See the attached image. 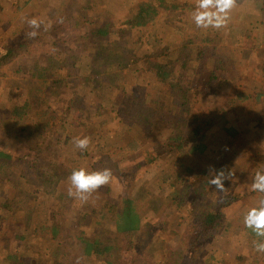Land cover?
Instances as JSON below:
<instances>
[{
    "label": "trees",
    "instance_id": "trees-1",
    "mask_svg": "<svg viewBox=\"0 0 264 264\" xmlns=\"http://www.w3.org/2000/svg\"><path fill=\"white\" fill-rule=\"evenodd\" d=\"M33 1L36 0H16L17 13L24 12L28 18H33V14L26 12V8L32 5ZM83 1L84 5L81 3L78 6ZM238 1L240 0H236ZM91 2L92 0H60L59 7L52 11V14L48 13L50 18L46 20L47 16L46 21H42V26L34 39L26 37V33L31 31L28 24L27 32L18 40L7 37L4 45L0 47V76L6 75L4 71L9 62L19 57L28 56L32 58V63L27 65L31 73L25 97L19 103H2L1 110L4 109L14 119L30 117L31 122L42 121V130H52V124L60 116L51 104V99L55 98L66 104V110L62 115V119L65 118L63 121L66 120L67 110L78 96L83 95V92L77 88L71 98L62 95L67 92L71 82L77 79L80 68L78 65L88 66L87 62L74 63L82 49L77 43L71 41L83 42L86 47L88 46L87 53L92 55L93 59L100 60L92 66L105 65L109 67V71H104L101 80L94 86V90H98L100 96L104 98L96 103L99 105L94 106L95 112L89 111L99 120L97 127L99 140L97 139L96 143L98 153L82 155L87 154V150H84L79 155H75L77 159L74 158V160L84 157L83 166L86 158L89 172L97 171L110 156L99 154L111 153L110 142L114 139L121 140L123 136L130 133L131 129L138 133L143 131L140 137L135 136L133 140L147 142L138 150L139 152L143 149L144 155H136L138 159H132L133 161L126 159L118 161L114 175L122 177L120 179H123L127 192L119 196L116 203L102 210L103 213L95 214L99 209H95L94 204L81 201L70 209L72 200L76 198H70L67 191L56 193L55 185L59 179L65 177L69 180L72 173L66 170L62 161H59L60 156L56 153V146L60 142L58 137L49 133L43 137L42 142L35 144L26 142L27 150L16 156L2 147L6 138L1 137L0 170L4 167L10 170L12 164L20 166L22 175L26 173L27 179L33 178L32 180L42 187V192L54 195L56 201L50 207L48 222L47 218H39L41 212H38L37 206L36 210H33V215L37 217L36 221L26 223L25 227H17L20 232L14 234L18 241L17 249L10 250L6 245L0 248V264H44L47 261H51L52 264H77V260L79 264H96V262L100 263L101 258L104 264H264V253L254 250V242H264V237H257L251 229L245 227L243 221L239 225L235 224L237 216L243 217L253 208L252 205H244L241 207L244 211L240 212L237 207L246 204L249 196L262 195V193L250 191L248 185L254 177L250 170L264 158V153L261 154L258 151L264 152V146L260 141L247 139L244 131L250 132L251 127L256 130L264 129V49L262 48L264 31L254 33L256 28L253 26L245 30L225 28L221 30L222 32H219V29L208 28L202 29L198 34L199 37L183 36L176 40V45L166 46L153 31L145 33L147 28L151 29L148 25L164 10H167L166 15L169 16L174 11H177L180 16L186 14L185 10L192 7L195 4L194 1L139 0L135 5L128 7L125 17L104 23L91 15L86 17L80 14L89 5L93 6ZM260 7L264 8L256 2V8ZM114 27L116 29H113ZM69 31H75L76 38L67 37L65 33ZM132 31L137 33L132 39L137 50L129 56L128 49L123 53L105 54L100 49L101 46H94L95 41L101 38L117 34L122 40ZM143 34H147L145 38L142 37ZM258 37L261 38L258 45L240 48L241 44H251ZM228 38L237 46L231 47ZM219 41L225 43L219 45ZM221 49L229 51L227 57L220 52ZM52 53L63 56L64 63L68 65L65 75H59L51 67L52 58L47 55ZM248 53L255 58L249 69L243 73L250 72V82L236 84L239 80L237 72L242 73L241 66L244 61L242 56H248L246 61L251 62L249 57L251 55ZM70 59L73 61L67 63L66 60ZM131 62L143 64V69L139 68V70L141 73L149 74L146 85L154 84L163 99L173 100L171 104L166 101L164 105L165 100H161L160 96L147 99L146 96L141 97L137 93L127 91L124 86L119 88V81L125 78V74L119 73L118 70L129 66ZM21 70V65L16 68L18 73ZM254 71L262 74L260 79H256ZM79 78L83 81L82 86H85L88 77L79 76ZM234 80L236 85L233 93L236 94H228L227 91L222 90L223 94L220 97V99L229 98L228 104L220 101L216 105H208L200 112L192 113L196 97ZM251 88L250 93L245 92ZM125 97H127L126 102H124ZM239 100H243L244 103L253 101V105L262 104V110L256 109L252 112V116L260 117V120L247 116L243 121H238L239 124L231 123L230 115L236 109ZM128 101H132L136 107H139L137 113L130 116L131 123L125 126L122 121V114L125 112L123 104ZM105 104L110 108L106 111L107 115L102 114ZM74 111L72 117H69L70 121L76 119L75 115L80 108ZM158 113H162V121L158 124L153 123V116ZM244 122L249 123L250 129L243 127ZM156 124L164 129L167 141L164 146L159 145L155 152L150 153L149 146L155 143L157 137L149 136L148 132L151 130L149 127ZM60 126L65 128L62 124ZM215 133H220L221 137V144L216 149L212 148V145L220 139L212 138ZM240 137H242L241 140L246 139L244 143H239L237 148L241 154L235 155L232 150L229 157L226 152L225 156L213 165V169L217 172L210 174L212 168L207 167L195 171L193 166L188 164L186 167L182 163L189 157L193 158L192 165L198 163L196 160L203 159L204 154H208L209 151L222 152V146L226 145L227 149L232 141L237 143ZM229 138L235 139L228 142ZM10 150L17 151L14 148ZM148 154L151 157L148 158L147 167L161 160V157L168 156L172 157V161L168 162L172 164H168L167 169L163 168L159 174L151 177L155 183H158L160 179L162 183H169L167 188L162 187L160 183L156 184L161 194L160 202L166 204L155 206L148 203V208L144 210L139 206V197L136 195L138 193L131 191L133 182L131 177L139 173L144 176L148 172L144 164H141L144 156ZM103 157L105 160L102 159ZM130 169H134L132 176L128 173ZM221 169L224 171L222 180L224 190L218 191L210 180ZM141 170L144 172H139ZM238 175L243 177L242 181H248L247 186L239 188ZM24 178L26 180V177ZM215 190L221 195L218 199L212 197ZM111 193L112 188L109 184L103 186L92 193L94 203L96 204L102 197H106V201L110 202ZM0 200V215L21 205L19 200L13 199L12 196L8 198L2 192ZM188 203L191 208L185 215L180 213V216L186 218V227H184L186 242L179 245L177 238L170 235L173 233L172 224L176 222L178 210ZM75 208H80L81 216H86L89 223L82 222L79 218H76V221L73 220L72 210L75 211ZM30 214L31 211H28L27 215ZM154 216L155 220L148 226L149 220H152ZM163 221L168 230L162 226ZM152 225H157L154 232L149 233L148 230L143 232L144 226L150 228ZM230 232L235 233L239 239L237 253L233 255L232 261L222 258L225 249L223 250L221 246L225 243L215 249H207L210 241L220 238L230 241V237H225ZM27 234L29 237H26ZM146 234L147 236L142 237ZM0 235L5 238L7 230L0 229ZM149 238L151 239L148 240Z\"/></svg>",
    "mask_w": 264,
    "mask_h": 264
},
{
    "label": "rangeland",
    "instance_id": "rangeland-1",
    "mask_svg": "<svg viewBox=\"0 0 264 264\" xmlns=\"http://www.w3.org/2000/svg\"><path fill=\"white\" fill-rule=\"evenodd\" d=\"M16 0H0V47L4 45L7 37H13L14 39H19L25 33L27 32V15H25L24 12H18L17 13V6L15 5ZM23 1V0H20ZM139 0H92L91 5L85 8V11H81L80 14H84L86 17L88 15L93 16L96 20H98L101 23L112 21L113 19H119L125 17L127 15V9L129 6L135 5ZM194 1L195 4H193L192 7L185 10L186 14L179 15L177 14V11H174L170 16L166 15L167 10H164L162 14L160 13L156 19L148 25L150 28H147L145 30V33L147 32H154L155 36L160 37L164 44L166 46L172 45L176 43V40L180 39L183 36H192V37H199L198 34L202 31L203 28H197L192 20V13L195 10L197 0H191ZM256 2L260 3L262 7H264V0H240L236 2V5L233 7V9L230 12V19L228 21V24L226 27L219 29V32H222L221 30L228 28H238L239 30H245L249 26L255 27L256 31L260 33L264 31V8L261 7L258 9L256 8ZM81 3L84 5V1L80 2L78 4L81 5ZM60 4V0H36L33 1L32 5H30L28 8H26V12L29 14H33L35 18H37L40 21L45 22L50 18L48 16V13L52 14V11H55ZM25 8V6H24ZM48 16V17H47ZM47 17V19H46ZM46 19V20H45ZM42 22V23H43ZM167 24V25H165ZM154 28V29H153ZM113 29H116L115 27ZM216 30V29H215ZM218 30V29H217ZM137 33L129 32L127 35L124 36V38L121 40L120 36H117V34H113L107 38H101L98 41H95L94 46L98 47L101 46V50L105 54H110L112 52H125L126 49H128V56L133 51L137 50V47L135 46V43L132 41V39L135 38ZM67 37L76 38V32L75 31H69L65 33ZM147 34H143L142 37L145 38ZM238 36V34L236 35ZM243 36V35H242ZM241 36V37H242ZM65 37V36H64ZM261 37V36H260ZM258 37V39L254 40L251 44H241L240 48H243V46L250 47L258 45L260 43L261 38ZM230 38L233 39L232 36ZM228 38V42H231L229 44L231 47L237 46L235 43L232 42V40ZM74 41V42H73ZM223 41V40H222ZM72 43H77L78 47H80L81 54L79 55V58H77L74 63H80V62H87V67H81L78 65L79 70L77 73V79L71 82V86L68 88L67 92H64L62 96H65L66 98H71L72 95L74 96V92L79 90H82L83 95H80L76 98V101L72 103L70 106L67 114L66 120L63 121L62 115H64L63 112L66 110V104L63 101H60L59 99H51V104L57 113H59L60 116L56 119V121L52 124V130L46 129L42 130V124L43 122L35 121L31 122V118H23V119H14L11 117L8 113L5 112L4 109L1 110L0 106V138L4 137L3 145L7 151H11L12 155L16 156L17 154H21L23 151L27 150L26 142H29L31 144H35L38 142H42L43 137L45 135H49V133H52L56 138L58 137L60 142L56 146V153L60 156L59 161H62L66 167L67 171H73L78 170L80 168H84L87 172H89V166L88 163L86 164V158L84 161L83 166V159L84 157L79 158L78 160L75 155H79L81 152L79 149H76L74 146V138H83V137H89L90 138V144L88 146L87 154L83 153L82 155H96L98 152L97 149V135H98V129L99 126V120L98 117L93 116L90 112H95L94 106L99 105L96 104L98 101H100L103 96H100L98 90H94V86L97 84L99 80H101V76L104 73V71H109V67H106L105 65L102 66H92L96 65V63H99L100 60L93 59L92 55L88 54L86 49V45H84L83 42H78L75 40L71 41ZM220 43V41H219ZM225 43V42H221ZM219 45H223V44ZM176 45V44H175ZM146 46V45H144ZM264 49V45L262 46ZM85 52H84V51ZM244 50V49H243ZM221 53L225 54V57H227V54L229 51L227 49H221ZM250 54V53H248ZM251 55V54H250ZM47 56H51L52 58V64L51 67L53 70L58 73L59 75H65L67 73L68 65L64 63L63 56L59 55V53L55 54H48ZM244 61H242V73L240 71L237 72L236 75H238V82L236 84H244L249 83L251 79V74L246 73L249 69V66L252 64L253 61H255V58L251 55V62H247L248 56L243 55L242 56ZM128 58V57H127ZM80 59V60H79ZM132 60V58H131ZM129 60V61H131ZM67 63H70V61L73 60H66ZM32 63V58L26 56V58H17L15 60H12L9 62L7 69L4 71L6 75L0 76V105L2 103H19L26 94V86L29 85L30 81V73L31 70L27 69V65ZM22 66V70L20 73L16 72V68L18 66ZM104 68H106L104 70ZM118 68V67H117ZM139 68L143 69L142 63L137 62H131L129 66L125 68H118L119 73L125 74V78L121 79L119 81V88L124 86L127 91H132L140 95L141 97L146 96L147 99H150L152 96H160L161 100H165L163 104L165 105L168 101L171 104V101H173L171 98L163 99L161 93L157 90V87L153 84L152 86H147L146 82L149 77V74L141 73ZM256 74V79H260L262 74H259L254 71ZM86 75V76H85ZM81 77H88V81L86 82L85 86H82V79ZM29 77V78H28ZM28 78V79H27ZM248 80V81H247ZM235 80L231 81L229 84H225L222 87H219L218 89H212L210 92H207L206 94H202L199 97H196L194 99L195 103L192 106V113L194 112H200V110H203L208 105L211 104H217L218 102L222 101V103H227L229 98H222L220 99L221 95L223 94V91H227L228 94H236L234 92L235 88ZM263 83V80H262ZM94 90V91H92ZM89 93H86L88 92ZM252 91V88L250 90L245 91L246 93H250ZM216 92V93H215ZM109 98V97H107ZM220 99V100H219ZM58 100V101H57ZM127 101V97L124 98V102ZM253 102V101H252ZM252 102H243V100H239L238 105L236 109L233 111V113L230 115L231 123L236 124L238 121H243V119L247 116H251L255 120H260V117H254L252 116V112H255L254 110L259 109L262 110L261 106L262 104L253 105ZM228 104V103H227ZM124 111L122 121H124L125 126L131 123L130 116L134 113H137L138 107L135 106V104L132 103V101H128L127 103H124ZM80 108V111L75 115L76 119L74 121H70L69 117H72V114L75 112L77 108ZM110 108L107 104L104 105V109L102 111V114L107 115V110ZM125 113V114H124ZM162 113H158L157 115L153 116V123H159L161 120ZM63 121V122H62ZM62 122V123H61ZM109 122V121H108ZM107 122V126H108ZM36 123V124H35ZM41 123L40 125H37ZM64 125L65 128L61 127L60 125ZM155 125L153 127H149L151 130L148 132L150 137H157V140L155 143L153 142L149 148L150 153L155 152V149L159 147V145L164 146L166 143V135L164 129L159 127L158 125ZM243 127H245L247 130L250 129V125L248 122L243 123ZM252 129L249 130L250 132L246 133L244 131V136L247 139H250L251 141H260L262 145L264 146V129L262 130H256L254 127H251ZM143 133L141 130V133H138L136 130H130V133L126 134L121 138V140L114 139L111 143L112 146V152H102L99 155H110L108 159H106L105 162L102 163V165L97 169V171L103 170L104 168H109L112 171L113 179H111L109 185L112 188L111 198L110 202L106 201V197H102L100 201H98L96 204L93 201V195L91 194L85 202H90L94 204L95 209H99L95 212V214L103 213L102 210L109 208L110 205L116 203V200L119 198V196L123 195L127 191L125 190L123 179H120L122 177H117L114 175V172L117 169L118 161L121 159L126 160H135L136 155H144L143 149H141L139 152V148L146 145L145 140H133L135 136L140 137V135ZM225 133V132H222ZM241 134L243 132H240ZM161 134V135H158ZM133 135V136H132ZM243 137V136H242ZM242 137L236 142L232 141L235 138H229L228 142L232 141L230 145H228L226 149V145L222 146V152L213 153L211 151L208 152V154H204L203 159L196 160L198 163H194L192 165V157L186 158V160L182 163L187 167L188 164L193 166L195 171L198 169H204L212 168L216 161H219L224 157L225 153H228V156H231V151L233 150V153L235 155H238L239 152L237 151V148L239 147V143H244L243 141H246V139L241 140ZM213 139H220V141L215 142L212 145V148L216 149L221 144V137L220 133H215V135L212 137ZM99 140V139H98ZM149 141V140H148ZM2 140H0V143ZM16 149L17 151H12L10 149ZM107 148V147H106ZM226 149V150H225ZM258 150V149H257ZM105 151V150H104ZM261 154L264 153L262 150H258ZM241 154V153H240ZM239 154V155H240ZM245 155L244 153H242ZM259 154V155H261ZM233 155V154H232ZM151 155H145L144 159L142 160L141 164H144L146 167V170L148 171L143 176L142 173H139L135 177H131L132 186L131 191H134L139 199L138 203L139 206L144 210L148 208L149 204H153L155 206L165 205V202H160L161 194L158 192L157 185L160 183L162 187H168L169 183H162L161 179L158 181V183H155L152 180L153 175L159 174V171L163 168L167 169L169 161H172V157L168 156L167 158H162L161 160L156 161V163L152 164L151 167H147L148 165V158H150ZM103 160L104 157L102 158ZM133 159V160H132ZM166 159V160H165ZM86 164V165H85ZM171 166V165H170ZM177 166V165H176ZM178 167V166H177ZM251 169V175H255L257 171H264V158L262 159V162H258L256 165H254ZM182 170V169H181ZM21 168L20 166L11 165V169L9 170L7 167H4L2 170H0V183L2 186L0 187V194L1 192L4 193L8 198L13 197V199L19 200L21 202V205L17 207L11 208L10 211L7 213H1L0 215V229L7 230V235H4L5 238H2L0 235V248L8 247L10 250L16 251L18 241L15 238L14 234L20 233L18 232L17 227H25L26 223L34 222L36 221L37 217L34 214L33 210H36L35 207L38 206V212L41 214L39 215V218H47V222L50 220V207L54 205L55 199L54 195L51 196L47 193L42 192V187L38 186L32 179H27V174L24 173V175L21 174ZM134 169L128 170V173L130 176H132ZM166 171V170H165ZM139 172H144L143 170ZM26 177V180L25 178ZM237 179L240 181L239 188L247 186L248 181L243 180V177L237 176ZM157 180V177H156ZM253 180V179H252ZM252 180L250 181L248 187H251ZM70 184V180L67 178H61L55 185L56 193L61 191H68ZM146 189V190H145ZM220 193L215 190L212 197L215 199H218L220 197ZM53 197V198H52ZM264 198V194H254L252 196L248 197V201L246 204H243L239 207H237L238 211L243 212L244 210H241V207L244 205H252L259 206V201ZM1 201V200H0ZM24 201V204H23ZM81 201L78 198L72 200V205L70 206V209L72 206L78 205ZM146 203V204H145ZM149 203V204H148ZM191 208V205L185 204L183 205L177 212V217L175 219V224H172L173 227V233L170 234L172 237L177 238V243L180 245L184 242H186V236L184 235L186 232L184 231V227H186V218L184 219L182 216H180V213L182 212L184 215L187 213L188 209ZM28 211H31V214L28 216ZM81 210L80 208H75V211L72 210V217L73 220H77L76 218H79L82 222L89 223L88 218L82 217L80 214ZM149 214L148 212H146ZM94 214V216H95ZM146 214V215H147ZM152 220H149V224L155 220V216L152 217ZM244 219L243 217H236L235 218V224L239 225ZM81 222V223H82ZM162 226L167 229L165 222L163 221ZM157 228L156 226H151L150 228L144 226L143 232L145 233L147 230L149 233L154 232V228ZM86 228V227H85ZM148 228V229H147ZM233 228V225H232ZM168 230V229H167ZM90 235V234H88ZM147 236L144 235L142 237ZM230 237V241H225V238H220L219 240L210 241L208 243L207 249L210 248H216L221 246V248L224 250L225 253H223L222 258L224 259H231L233 258V255H235L237 245L239 244L238 236L230 232L225 237ZM26 237H29L27 234ZM149 238L148 240H150ZM147 240V241H148ZM171 242V240H170ZM227 242V243H226ZM147 246V245H145ZM102 250L101 248H99ZM220 249V248H219ZM246 249V248H245ZM97 251V249H95ZM249 250V249H247ZM3 253V252H2ZM99 262H96V264H104L103 259H99ZM44 264H52L51 261L44 262Z\"/></svg>",
    "mask_w": 264,
    "mask_h": 264
},
{
    "label": "clouds",
    "instance_id": "clouds-1",
    "mask_svg": "<svg viewBox=\"0 0 264 264\" xmlns=\"http://www.w3.org/2000/svg\"><path fill=\"white\" fill-rule=\"evenodd\" d=\"M235 5L236 0H197L195 10L192 13V20L197 28H224L228 24L230 12ZM26 22L31 29L26 33V37L34 39L42 26V21L33 17ZM73 143L76 149L84 151L90 144V138L77 137L74 138ZM213 172L217 171L210 169V174ZM111 178L112 171L109 168L92 172H87L84 168L73 170L69 178L70 184L67 195L70 198L86 201L92 193L108 185ZM223 178L224 171L221 169L210 180V183L215 185L218 191H223ZM250 191L264 194V171L255 173ZM243 222L245 227L251 229L257 237H264V198L259 201L258 207H253L246 213ZM254 250L258 253H264V242H254ZM77 264H79V260H77Z\"/></svg>",
    "mask_w": 264,
    "mask_h": 264
}]
</instances>
